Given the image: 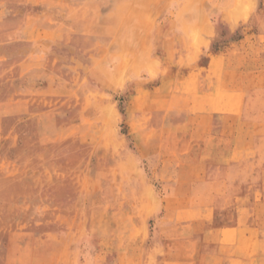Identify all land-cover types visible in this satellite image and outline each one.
Segmentation results:
<instances>
[{"label":"rangeland","instance_id":"1","mask_svg":"<svg viewBox=\"0 0 264 264\" xmlns=\"http://www.w3.org/2000/svg\"><path fill=\"white\" fill-rule=\"evenodd\" d=\"M0 264H264V0H0Z\"/></svg>","mask_w":264,"mask_h":264},{"label":"crops","instance_id":"2","mask_svg":"<svg viewBox=\"0 0 264 264\" xmlns=\"http://www.w3.org/2000/svg\"><path fill=\"white\" fill-rule=\"evenodd\" d=\"M173 16L168 17L166 14L164 18H162V21L160 22V28H159V34H177V24L174 22Z\"/></svg>","mask_w":264,"mask_h":264}]
</instances>
